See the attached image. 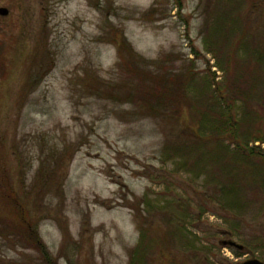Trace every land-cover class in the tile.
I'll use <instances>...</instances> for the list:
<instances>
[{
	"label": "rangeland",
	"instance_id": "374dc122",
	"mask_svg": "<svg viewBox=\"0 0 264 264\" xmlns=\"http://www.w3.org/2000/svg\"><path fill=\"white\" fill-rule=\"evenodd\" d=\"M218 1L0 0L9 11L0 15V183H10L34 217L57 264L264 262V188L235 184L227 193L216 186L233 184L237 176L229 170L250 164L257 176L249 179L262 177L264 187L257 155L264 144H251L257 156L239 155L242 164L225 166L216 154L215 163L209 157L193 168L178 141L182 114L156 103L148 110L136 92L116 94L119 85H129L125 92L137 86L118 67L112 41L122 34L155 64L154 73L183 72L196 98L224 88L230 75L213 53ZM242 1L243 19L252 0ZM250 28L264 37V9L252 14ZM259 78L256 95L264 97ZM189 98L186 118L197 123L203 103ZM51 173L59 189L45 188ZM37 181L30 194L37 201L27 203L26 188ZM1 213L9 218L0 207ZM3 238L0 264L43 262L42 254ZM229 240L243 251L223 246Z\"/></svg>",
	"mask_w": 264,
	"mask_h": 264
},
{
	"label": "trees",
	"instance_id": "16d2710c",
	"mask_svg": "<svg viewBox=\"0 0 264 264\" xmlns=\"http://www.w3.org/2000/svg\"><path fill=\"white\" fill-rule=\"evenodd\" d=\"M237 2L240 3V0H219L217 2L216 8L220 13L218 16L221 17H218L214 24L217 28L216 33L219 34L216 41L219 42V45L215 46L213 53L220 57L221 64L224 65L223 67L220 66L221 70L228 76L230 75V78L224 88L210 92L206 98H200L199 96L196 98V92L191 90L183 72L173 74L169 70H165L163 73H154L153 66L155 64L147 62L135 53L123 34L121 37L113 38L112 41L119 51L120 62L118 67L125 72L124 75L127 76L128 81L129 79L133 81L130 82L132 86L137 85L136 88L127 90V92L124 89L129 87L128 84L119 85L116 94L122 97L126 94L129 96L134 95L136 92L137 96L142 98V103L148 110L154 109V103H156L160 106H166L168 109L176 110L179 115L182 114L179 118L182 133L178 136V141L184 147L180 150L186 152L185 154H188L189 158L192 159L190 161L194 162L191 164L193 168L209 157L215 163L213 157H216V154L220 155V163L229 167L236 163L242 164L239 155L247 156L248 160L258 155L264 163V155L257 154L255 150L257 146L250 148L251 144H264V97L256 95L259 76H264V37L259 32H252L250 28L252 14L262 12L264 0H252V14L243 19L242 16L237 15V12L239 14L241 11ZM231 24L232 26H230ZM161 67L162 65L159 66V68ZM158 73L161 75H158ZM232 75L233 78H231ZM243 86L246 88H243ZM147 93H154L155 100L153 99L154 96L150 97ZM191 94H193V98L195 97V102L203 103L202 107H199L201 112L198 115L197 123H193L186 118V108H191L189 103V95ZM230 143L233 144L237 152L231 150ZM211 144H216L214 145L217 147L215 151L211 150L213 149L210 147ZM229 153L232 154L229 155ZM63 157L62 154V157L55 163L58 165ZM248 168V171H244ZM250 169H252V172ZM229 171L230 173L233 172L237 179L234 180L233 184L220 182L219 180L216 186L219 184L222 186L221 192H232L235 184L250 191L252 189L263 190V179L258 180L262 177H257L258 181L253 178L249 179L253 174L257 176L252 165L247 164L244 169L239 170L240 172L237 173L232 169ZM208 173L210 172L206 174ZM53 174L51 173L45 184V188L49 190L55 187L59 189L60 182L57 183L58 180ZM242 174H248L249 176L245 177ZM247 179L251 183L245 185L244 181ZM2 181L3 183H0V207L6 209L9 218H5L2 213L0 214V225L4 226L0 229V235L4 236L3 239L6 237L13 238L14 241H19L26 249L42 254L44 263L41 264H57V261L51 257L37 234L33 224L34 217L26 210L21 199L15 196L12 188H10V183L6 180ZM39 183L37 181L30 188H26L28 192L27 203L34 202V200V203H36L37 199L32 200L30 194L36 190ZM212 199L213 197L205 198L207 203L203 207L209 205ZM33 206L36 207V204ZM184 207L187 210L189 209V213L191 212V204L187 203V206ZM10 215L17 218V221L12 225L7 221L11 220ZM4 229H8L9 232L3 231ZM134 253H137V251L134 250Z\"/></svg>",
	"mask_w": 264,
	"mask_h": 264
},
{
	"label": "water",
	"instance_id": "95a60500",
	"mask_svg": "<svg viewBox=\"0 0 264 264\" xmlns=\"http://www.w3.org/2000/svg\"><path fill=\"white\" fill-rule=\"evenodd\" d=\"M8 14H9V11L7 9H5V8L0 9V15L7 16ZM222 244H223V246L234 248V249H237L239 251H243V249H244L243 246L237 244L236 242H234L232 240L223 241ZM242 264H264V262H262L258 259H250V260L243 262Z\"/></svg>",
	"mask_w": 264,
	"mask_h": 264
}]
</instances>
